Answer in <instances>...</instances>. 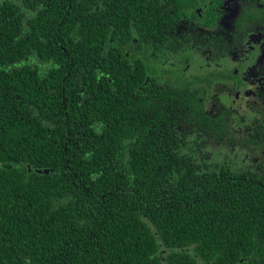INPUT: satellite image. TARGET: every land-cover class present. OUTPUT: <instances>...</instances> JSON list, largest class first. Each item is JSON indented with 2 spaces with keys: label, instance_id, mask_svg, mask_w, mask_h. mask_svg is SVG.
<instances>
[{
  "label": "trees",
  "instance_id": "1",
  "mask_svg": "<svg viewBox=\"0 0 264 264\" xmlns=\"http://www.w3.org/2000/svg\"><path fill=\"white\" fill-rule=\"evenodd\" d=\"M134 3L0 0V264H264V162L182 152L179 122L225 120L143 86Z\"/></svg>",
  "mask_w": 264,
  "mask_h": 264
},
{
  "label": "flooded vegetation",
  "instance_id": "2",
  "mask_svg": "<svg viewBox=\"0 0 264 264\" xmlns=\"http://www.w3.org/2000/svg\"><path fill=\"white\" fill-rule=\"evenodd\" d=\"M238 2L235 8L232 0H135L130 7L136 12L128 14L139 13L143 22L153 23L149 19L156 13L160 26L130 25L125 57L143 65L144 87L181 92L210 119L224 118L222 135L206 124L175 126L182 152L197 166L215 169L227 163L259 175L264 162V0ZM118 40L123 42H111ZM117 59L129 65L121 55ZM249 115H256L257 122L240 127ZM250 139L263 149L247 147ZM227 146L262 154L259 168L235 167Z\"/></svg>",
  "mask_w": 264,
  "mask_h": 264
},
{
  "label": "rangeland",
  "instance_id": "3",
  "mask_svg": "<svg viewBox=\"0 0 264 264\" xmlns=\"http://www.w3.org/2000/svg\"><path fill=\"white\" fill-rule=\"evenodd\" d=\"M236 2L240 5L238 0H232V4L235 8H236V5H235ZM246 108H247L246 105H244L243 109H246ZM256 122H257L256 115H249V118L245 120L240 127L245 128L246 124L250 126L251 124H254ZM243 132L248 133V129H245ZM227 149L230 152L231 159L235 167H242V168L254 167V170H256L255 166L259 168V164L262 161L261 160L263 156L262 154H257L254 156L252 154L245 152L242 149H236L235 147H231V146H227Z\"/></svg>",
  "mask_w": 264,
  "mask_h": 264
},
{
  "label": "water",
  "instance_id": "4",
  "mask_svg": "<svg viewBox=\"0 0 264 264\" xmlns=\"http://www.w3.org/2000/svg\"><path fill=\"white\" fill-rule=\"evenodd\" d=\"M46 173H48V171H45Z\"/></svg>",
  "mask_w": 264,
  "mask_h": 264
}]
</instances>
